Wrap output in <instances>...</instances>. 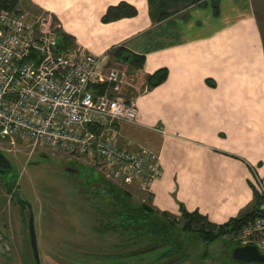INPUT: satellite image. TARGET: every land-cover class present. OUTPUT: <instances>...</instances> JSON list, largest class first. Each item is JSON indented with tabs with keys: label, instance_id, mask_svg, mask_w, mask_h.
<instances>
[{
	"label": "crops",
	"instance_id": "1",
	"mask_svg": "<svg viewBox=\"0 0 264 264\" xmlns=\"http://www.w3.org/2000/svg\"><path fill=\"white\" fill-rule=\"evenodd\" d=\"M24 1L51 13L68 47L105 55L107 65L119 45L145 54L141 68L117 61L144 87L168 68L164 82L129 94L138 114L118 123L123 145L158 155L146 203L177 219L184 205L216 224L246 209L251 182L264 177V35L254 0H220L219 15L211 2L190 6L158 22L150 0H126L137 14L111 21L103 14L122 0Z\"/></svg>",
	"mask_w": 264,
	"mask_h": 264
},
{
	"label": "built area",
	"instance_id": "2",
	"mask_svg": "<svg viewBox=\"0 0 264 264\" xmlns=\"http://www.w3.org/2000/svg\"><path fill=\"white\" fill-rule=\"evenodd\" d=\"M105 60L61 45L51 13L24 1L0 5V142L95 158L106 178L149 189L161 174L158 155L123 145L118 128L138 114L136 102L123 96L133 77L124 64ZM255 183L264 192V177ZM226 236L264 249V213Z\"/></svg>",
	"mask_w": 264,
	"mask_h": 264
},
{
	"label": "rangeland",
	"instance_id": "3",
	"mask_svg": "<svg viewBox=\"0 0 264 264\" xmlns=\"http://www.w3.org/2000/svg\"><path fill=\"white\" fill-rule=\"evenodd\" d=\"M169 9L175 10L185 5L180 0H168ZM259 22L264 35V0H254ZM158 5H156L157 7ZM122 64L114 61L113 66ZM133 76L134 86L123 89L125 98L132 92L144 89L139 75ZM133 90H130L132 89ZM0 149L11 159L12 172L18 170V191L20 197L29 200L35 215V227L41 253V264H86L79 259L80 252H108L117 243V234H102L99 220H104V204L107 200L95 184L87 179L96 176L100 165L95 158L78 156L67 150L37 145H11L0 142ZM97 159V158H96ZM72 168L70 171L68 168ZM89 167V168H88ZM10 175L0 174V229L6 232L5 250L9 254V264H26L32 258L29 234L30 210L22 208L11 196L6 181ZM110 180V179H109ZM112 181V180H111ZM113 182V181H112ZM115 183V182H114ZM121 187V184L115 183ZM131 192L133 203L145 202L147 193L137 184L124 187ZM104 198V199H103ZM158 215H161L157 212ZM173 217H168L172 219ZM184 218L176 219L171 229L174 239L187 253L188 261L180 264H238L233 257V249L239 241L229 236H221L209 243L199 233L181 230ZM195 234V235H194ZM152 237L134 241L131 248L149 247ZM1 243V242H0ZM165 245L163 243L159 247ZM91 261V260H90ZM94 262L93 260L91 261ZM89 262V264H92ZM98 262V261H96ZM264 264L262 261L242 264Z\"/></svg>",
	"mask_w": 264,
	"mask_h": 264
},
{
	"label": "trees",
	"instance_id": "4",
	"mask_svg": "<svg viewBox=\"0 0 264 264\" xmlns=\"http://www.w3.org/2000/svg\"><path fill=\"white\" fill-rule=\"evenodd\" d=\"M19 1L24 0H0V5H5L11 2L13 5ZM185 2L180 8L175 10L169 9L168 0H150L153 8V14L156 22L161 21L173 14L178 13L183 8L190 6H207L209 2L212 3L213 11L215 15L220 14V0H180ZM26 4L27 2L24 1ZM156 5H158L156 7ZM37 11L41 9H36ZM138 10L136 6L126 0H122L117 4H111L108 6L106 12L102 16L103 21H111L125 16H133L137 14ZM184 18H188V13H184ZM58 40L61 45L68 46L69 38L65 33L59 31ZM113 57L116 61L123 62L128 65L129 68H141L145 61L146 56L142 53H137L125 45L117 46L113 51ZM169 70L167 67H160L151 73L146 80V89H151L162 82L168 77ZM210 84L215 85L214 80H208ZM89 168V167H88ZM12 168L7 171H0L3 177L10 175L9 179L5 182L9 192H15L19 195L18 191V179L19 172L15 170L12 172ZM96 176L92 179L88 176L89 183L95 184L98 187L99 192L108 199L104 204V220H99L97 224L101 229L102 234L113 232L119 237L115 247L111 248H131L134 241L145 240L146 237H152V241L149 242V247H159L163 243L167 247H177V241L174 239V234L171 229L175 227L176 217L168 219L166 213L157 214V211L152 208L148 203H133L131 198V192L124 187H121L108 178L102 173L96 170ZM254 195L252 201L249 202L246 209L240 211L237 215L232 216L227 221L216 224L211 222L208 217L200 211H189L184 205L182 208V217L185 219L181 230H186L192 233H199L202 235V239L207 243L231 233L237 232L242 229L246 224L253 222L258 216L264 213V192H262L257 184L251 182ZM14 196L16 201L21 205L22 208H28L27 204L23 199L18 200L17 196ZM104 199V198H103ZM179 220V219H178ZM176 228V227H175ZM194 234V235H195ZM162 243V244H161ZM240 243V242H239ZM164 246V245H163ZM140 245L137 248H141ZM146 247V246H145ZM144 248V247H142ZM95 257H99V254H94ZM121 258L125 255L120 253L111 254L108 257ZM90 257H92L90 255ZM238 264L244 262L237 261Z\"/></svg>",
	"mask_w": 264,
	"mask_h": 264
},
{
	"label": "flooded vegetation",
	"instance_id": "5",
	"mask_svg": "<svg viewBox=\"0 0 264 264\" xmlns=\"http://www.w3.org/2000/svg\"><path fill=\"white\" fill-rule=\"evenodd\" d=\"M20 193V192H19ZM11 196H15V192H10ZM20 195V194H19ZM18 197V195H16ZM28 207V205H27ZM29 209V207H28ZM30 210V209H29ZM30 219V216H29ZM30 234V232H29ZM7 234L3 229H0V242L4 241ZM31 243V239H30ZM162 244V243H161ZM39 246V245H38ZM5 249L0 248V264H9L8 256L9 254L3 253ZM31 256L29 261L26 264H38L36 261L35 253L31 244ZM40 263L41 261V251L39 248ZM93 252H80L79 259L85 261L86 264H89L92 260V264H180L188 261L187 253L183 252L182 248L177 247H167L166 245L162 247H144V248H110L108 252L102 251L99 253L98 249H93ZM120 253L125 255L121 258H113L112 256L108 257L111 254ZM99 254V257H95ZM90 255L92 257H90ZM91 260V261H90ZM98 261V262H96Z\"/></svg>",
	"mask_w": 264,
	"mask_h": 264
},
{
	"label": "water",
	"instance_id": "6",
	"mask_svg": "<svg viewBox=\"0 0 264 264\" xmlns=\"http://www.w3.org/2000/svg\"><path fill=\"white\" fill-rule=\"evenodd\" d=\"M12 168L11 159L0 149V171H7ZM68 170L72 171V168H68ZM18 200L23 199L24 202L28 205L30 209V219H29V232L31 244L35 253L36 261L40 263L39 256V246H38V238L35 227V215L32 208V203L29 200H26L18 195ZM233 257L237 261L242 262H254V261H262L264 262V249H261L258 245L253 243L247 244H239L233 249Z\"/></svg>",
	"mask_w": 264,
	"mask_h": 264
}]
</instances>
